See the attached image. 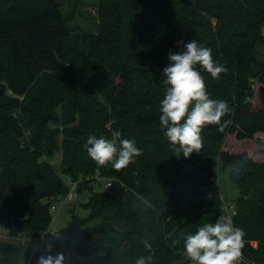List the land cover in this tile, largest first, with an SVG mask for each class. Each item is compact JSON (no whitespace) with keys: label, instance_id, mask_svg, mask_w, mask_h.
I'll return each instance as SVG.
<instances>
[{"label":"trees","instance_id":"1","mask_svg":"<svg viewBox=\"0 0 264 264\" xmlns=\"http://www.w3.org/2000/svg\"><path fill=\"white\" fill-rule=\"evenodd\" d=\"M97 15L94 34H74L51 1L0 0V227L18 240H0V264H20L23 237L48 235L51 204L68 192L61 176L110 180L91 196L88 216L63 230L67 264H135L150 254L144 241L152 264H192L185 235L223 216L218 163L238 192L231 219L246 233L243 264H264V161L222 150L228 135L264 132V0H98ZM192 40L228 69L213 79L197 66L210 99L231 109L222 123H231L222 132L205 126L202 150L185 158L159 117L163 59ZM116 130L142 150L120 170L86 151L89 136ZM49 253L63 254L61 242Z\"/></svg>","mask_w":264,"mask_h":264},{"label":"clouds","instance_id":"2","mask_svg":"<svg viewBox=\"0 0 264 264\" xmlns=\"http://www.w3.org/2000/svg\"><path fill=\"white\" fill-rule=\"evenodd\" d=\"M183 48L169 51V64L163 69L166 85L160 103L159 122L168 141L175 146L177 155L188 158L199 153L204 145L202 131L207 125H218L223 131L230 121L222 117L230 113L226 101L210 99L204 77L197 66L203 68L213 79H219L228 69L215 61L211 49L198 44L196 40L185 43ZM88 156L100 166L111 164L116 170L128 167L135 158L142 155L134 139L121 138L119 130L111 138L101 135L89 136L86 141ZM246 233L236 227L230 217L219 216L214 223H205L194 234L184 237V252L192 264H243ZM149 255L139 256L135 264H152V245L144 241ZM37 264H66L62 253L41 255Z\"/></svg>","mask_w":264,"mask_h":264},{"label":"rangeland","instance_id":"3","mask_svg":"<svg viewBox=\"0 0 264 264\" xmlns=\"http://www.w3.org/2000/svg\"><path fill=\"white\" fill-rule=\"evenodd\" d=\"M49 1L57 4L63 20L67 22L74 34L95 33L98 21V0H45V4L48 5ZM16 3H18V1ZM261 33L264 36V27L262 28ZM76 37H79V35ZM163 61L169 64L167 57H164ZM88 72H91L90 67H88ZM252 88L253 98L251 103L253 107L260 106L257 95L258 85L254 83ZM222 150L231 154L246 152L254 161L262 162L264 161V132L257 133L252 136L251 139H245L242 141L236 140L234 135H228L225 138ZM59 161L60 154L57 153L51 162L53 163L56 172L60 174ZM215 171L218 178L221 198L223 199L221 210L223 216L230 217V214H233L235 211L233 201L237 198L238 192L235 186L231 183L228 172L223 171L219 163L216 165ZM61 177L67 188H70L71 186L76 188L78 198L73 199L72 201L63 202L61 200L63 197H61L52 202L51 205H54L55 211L51 214V223L48 228L50 229L49 234L42 239L38 238V240H31L28 237H23L24 245L20 254V264H27L35 254L49 255L51 244L56 240L61 242L63 255L65 256L67 264L68 249L67 243L63 240V230L68 229L71 226L73 216L80 221L86 218L89 214L86 206L89 203L91 196L102 193L104 189L107 188L106 182L108 180L105 178L95 177L92 180L88 178L86 180L80 179L73 182L65 176ZM59 200H61V202H59ZM89 226L95 229L98 228V221H94ZM0 233L4 234V237L1 240H6L7 242L18 241H13L10 238H7L2 227H0Z\"/></svg>","mask_w":264,"mask_h":264},{"label":"built area","instance_id":"4","mask_svg":"<svg viewBox=\"0 0 264 264\" xmlns=\"http://www.w3.org/2000/svg\"><path fill=\"white\" fill-rule=\"evenodd\" d=\"M108 186H110V180H108L107 182H106V187H108ZM76 198H78V192H77V190H76V188L75 187H70V188H68V192H67V194L63 197V198H61V200L64 202V201H72L73 199H76ZM61 200H59V202H61ZM55 211V207H54V205H51V207H50V210H49V213H50V215L53 213ZM227 211H228V209H227ZM231 212H232V210H231ZM235 214V211L233 212V214H230L231 216H233ZM231 216H230V218H231ZM49 230L50 229H48L47 231H46V233L47 234H49ZM4 237V234L3 233H0V240L2 239ZM45 237V234H41L40 236H39V238L40 239H42V238H44ZM36 240H38V239H36ZM22 241V243H23V245H24V241H23V239L21 240ZM253 246L255 245V244H252ZM31 262L29 261L27 264H30Z\"/></svg>","mask_w":264,"mask_h":264},{"label":"water","instance_id":"5","mask_svg":"<svg viewBox=\"0 0 264 264\" xmlns=\"http://www.w3.org/2000/svg\"><path fill=\"white\" fill-rule=\"evenodd\" d=\"M195 217V215H194ZM178 229H175L167 238L166 244L169 248H173L175 246V240L177 237Z\"/></svg>","mask_w":264,"mask_h":264}]
</instances>
